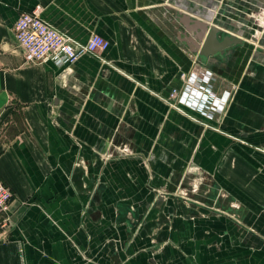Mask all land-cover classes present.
Returning <instances> with one entry per match:
<instances>
[{"label":"crops","instance_id":"0c3cea01","mask_svg":"<svg viewBox=\"0 0 264 264\" xmlns=\"http://www.w3.org/2000/svg\"><path fill=\"white\" fill-rule=\"evenodd\" d=\"M226 3L0 0V179L14 193L0 264H264V39L245 18L221 25ZM38 8L109 48L26 64L13 29ZM200 21L244 45L205 59ZM194 74L212 120L170 98Z\"/></svg>","mask_w":264,"mask_h":264},{"label":"built area","instance_id":"2783aa9c","mask_svg":"<svg viewBox=\"0 0 264 264\" xmlns=\"http://www.w3.org/2000/svg\"><path fill=\"white\" fill-rule=\"evenodd\" d=\"M40 11L38 8L30 13H22L14 25V34L26 64L52 61L58 66H63L73 64L86 55H97L109 48V41L99 35H93L85 44L75 42L46 24L41 18ZM194 75L193 79L192 77L188 79L184 92L180 93L175 89L171 96L179 97V103L193 107L202 115L212 119L219 108L217 100L213 98L208 85L204 84L206 76ZM191 94L200 99V102L194 106L190 100ZM220 108L224 110L225 105ZM13 198L12 190L0 179V241L7 238L11 228L10 206Z\"/></svg>","mask_w":264,"mask_h":264},{"label":"rangeland","instance_id":"374dc122","mask_svg":"<svg viewBox=\"0 0 264 264\" xmlns=\"http://www.w3.org/2000/svg\"><path fill=\"white\" fill-rule=\"evenodd\" d=\"M231 1H233L234 3H236L237 1L242 4L249 3V5L247 6V9L244 11L233 10V8L229 6V4H231ZM226 4H227V7L223 6L216 10L217 11L216 19L221 22V25L225 26L224 22H226V19L228 21V18L230 17H233V16L241 17V18L247 19L246 23L243 22L244 23L243 25L245 26L244 31H246L247 34L253 33L254 35H257V36H260L261 34H263L264 32V0H227ZM209 75H210L209 82H211L215 79V77H213L212 73ZM170 98L174 99L176 97L173 98L170 95Z\"/></svg>","mask_w":264,"mask_h":264},{"label":"water","instance_id":"95a60500","mask_svg":"<svg viewBox=\"0 0 264 264\" xmlns=\"http://www.w3.org/2000/svg\"><path fill=\"white\" fill-rule=\"evenodd\" d=\"M195 28L199 31L197 37L200 42H202L200 54L207 60H210L211 58L214 59L217 55L222 57L226 56L227 50L244 45V42L241 39L232 35L227 36L223 41H220L219 36L224 31L221 27L210 24L209 22H196Z\"/></svg>","mask_w":264,"mask_h":264},{"label":"bare ground","instance_id":"6f19581e","mask_svg":"<svg viewBox=\"0 0 264 264\" xmlns=\"http://www.w3.org/2000/svg\"><path fill=\"white\" fill-rule=\"evenodd\" d=\"M229 6L232 7L233 10H241V11L246 10V8H245V7H242V6H241V3L237 2V1H236V3H234L233 1H231V4H229ZM227 30H231L230 27H227ZM261 39H264V32H263V34H261V35L259 36V41H258V43H260V40H261Z\"/></svg>","mask_w":264,"mask_h":264},{"label":"flooded vegetation","instance_id":"af4514ba","mask_svg":"<svg viewBox=\"0 0 264 264\" xmlns=\"http://www.w3.org/2000/svg\"><path fill=\"white\" fill-rule=\"evenodd\" d=\"M248 5H249V3H245V4H242V3H241V6H242V7H245L246 9H247V6H248Z\"/></svg>","mask_w":264,"mask_h":264}]
</instances>
